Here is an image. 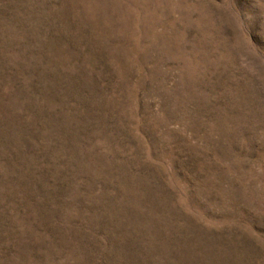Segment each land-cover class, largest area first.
Masks as SVG:
<instances>
[{"label": "rangeland", "instance_id": "1", "mask_svg": "<svg viewBox=\"0 0 264 264\" xmlns=\"http://www.w3.org/2000/svg\"><path fill=\"white\" fill-rule=\"evenodd\" d=\"M0 264H264V0H0Z\"/></svg>", "mask_w": 264, "mask_h": 264}]
</instances>
